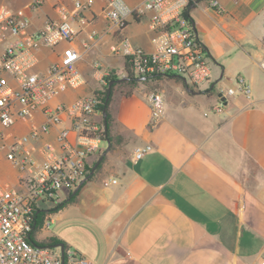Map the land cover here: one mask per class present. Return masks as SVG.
I'll list each match as a JSON object with an SVG mask.
<instances>
[{"label": "crops", "instance_id": "obj_1", "mask_svg": "<svg viewBox=\"0 0 264 264\" xmlns=\"http://www.w3.org/2000/svg\"><path fill=\"white\" fill-rule=\"evenodd\" d=\"M74 1L0 4L30 15L34 31L61 19L57 2L72 9ZM218 1L220 7L212 0H191L188 7L213 61L211 80L194 88L161 76L139 82L131 95L116 86L107 147L89 157V177L62 194L63 204L33 231L35 242L57 238L87 264H264V0ZM103 5L95 0L88 25L73 22L80 47L90 44L79 63L87 82L62 95L63 101L99 87L94 60L119 78L127 74L126 61L110 53L119 36L109 31ZM126 32L136 45L153 49L150 13L135 16ZM61 51L43 48L40 69ZM239 79L250 96L229 95L224 110L215 112L221 91L236 87ZM154 90L163 94L165 111L156 127L149 124ZM147 145L152 149L136 160L135 149Z\"/></svg>", "mask_w": 264, "mask_h": 264}, {"label": "built area", "instance_id": "obj_2", "mask_svg": "<svg viewBox=\"0 0 264 264\" xmlns=\"http://www.w3.org/2000/svg\"><path fill=\"white\" fill-rule=\"evenodd\" d=\"M51 1L55 0H31V5ZM190 2L143 0L130 5L126 0H104L101 14L109 22V31L119 36L110 53L124 59L141 83L173 76L187 87L201 88L211 80L212 65L192 19L185 14ZM94 4L95 0H75L69 9L57 2L61 19L49 20L34 31L30 15L0 4V152L17 172L16 184L0 181V264H87L75 252L66 256L56 246L35 242L32 234L37 213L47 202L62 201L64 189L70 193L86 181L91 173L89 157L104 151L102 91L112 71L102 60H94L92 75L99 87L70 101L60 99L87 82L79 63L90 44L80 47L73 22L88 25L87 13ZM212 5L220 7L218 0H212ZM147 13L153 32L151 50L136 45L126 32L135 16ZM95 36L96 30L91 33L92 45ZM57 46L62 47L58 59L40 69V52ZM260 64L264 69V58ZM123 78H129L128 72ZM236 92L250 96V88L239 79L236 87L221 91L213 110H224L226 97ZM149 102V124L156 127L165 117L164 96L154 90ZM24 127L27 131H18ZM151 149V145L136 148L134 158L141 159Z\"/></svg>", "mask_w": 264, "mask_h": 264}, {"label": "trees", "instance_id": "obj_3", "mask_svg": "<svg viewBox=\"0 0 264 264\" xmlns=\"http://www.w3.org/2000/svg\"><path fill=\"white\" fill-rule=\"evenodd\" d=\"M190 4H191V2H190ZM185 14L188 17H190L189 8L186 10ZM127 72H128V77L129 78L128 79H124V80H120L118 75L113 71L111 73V75L108 77V79H109L108 87L105 88L102 91V93L104 94V98H103V104L101 105V108L107 115V117H106V121H107L106 138L108 137V134H109V129H108V124H109V120H110L109 104H110L112 93H113L115 87L118 86V85L128 84L129 88L127 90H123V92H124L125 95H131L133 90L135 89V87L139 84V80L133 76V73H132L129 65H127ZM75 193H77V192H75ZM62 204H58L56 207H58L59 205L61 206ZM56 207L53 208V209H50V210L42 209V210H40L37 213V220H36V224H35L34 230L38 229L40 226L43 225L45 217H46V214L48 212L52 211V210H55ZM56 243H61V241L58 240L57 238H50L46 242H42L40 244L45 245V246H54Z\"/></svg>", "mask_w": 264, "mask_h": 264}, {"label": "rangeland", "instance_id": "obj_4", "mask_svg": "<svg viewBox=\"0 0 264 264\" xmlns=\"http://www.w3.org/2000/svg\"><path fill=\"white\" fill-rule=\"evenodd\" d=\"M212 64H213V61L211 60V65ZM119 68L124 70V64H123V61L122 60L119 61ZM95 84L96 83L93 82V85H95ZM237 84L238 83L236 82L235 86H237ZM156 85H159V83H156ZM159 87H160V85H159ZM117 88H122L123 90H127L129 88V85L128 84L118 85ZM23 130H24V128H21V130H18V131L22 132ZM4 131L11 133L13 130H11V129H5ZM14 131H16V130H14ZM102 146L103 147H107V142L106 141H103ZM0 181H9L12 184H15V172H14V169L9 164V162L6 159V157H5V155H4L3 152H0ZM63 191L67 192L66 189H64ZM60 203H61V201L60 202H57L55 204L54 203L52 204V203L47 202L45 209L46 210H50V209L54 208L55 206H57ZM55 245H56V247H58L59 249H61L62 251H64V253H65L66 256L69 255L70 253H74V251H72L67 245H63L62 243L61 244L56 243Z\"/></svg>", "mask_w": 264, "mask_h": 264}, {"label": "water", "instance_id": "obj_5", "mask_svg": "<svg viewBox=\"0 0 264 264\" xmlns=\"http://www.w3.org/2000/svg\"><path fill=\"white\" fill-rule=\"evenodd\" d=\"M124 79H126V78H120V80H124ZM106 117H107V115H106V113L104 112L105 124H106V126H107ZM81 185H82V184H80V185L77 187V189H79V188L81 187Z\"/></svg>", "mask_w": 264, "mask_h": 264}]
</instances>
